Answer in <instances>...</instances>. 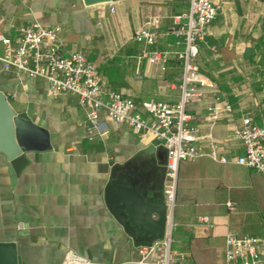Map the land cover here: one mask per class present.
Returning a JSON list of instances; mask_svg holds the SVG:
<instances>
[{"label":"crops","instance_id":"0c3cea01","mask_svg":"<svg viewBox=\"0 0 264 264\" xmlns=\"http://www.w3.org/2000/svg\"><path fill=\"white\" fill-rule=\"evenodd\" d=\"M212 2L217 14L199 43L196 64L217 84L233 113L202 122L199 129L205 151L215 143L227 162L203 156L178 165L174 236L187 264H223L224 238L230 233L264 236V175L234 162L243 147L232 135L244 115L264 125V0ZM187 7L188 0L91 5L84 0H0V36L13 39L18 27L33 22L59 26L64 53H84L97 65L108 91L136 103L175 102L181 64L171 55L161 71L148 54L174 48L173 37L164 33L170 17ZM154 18L160 21V37L146 47L133 36ZM0 91L18 115L47 130L50 144L26 152L28 162L19 173L0 152V242L14 244L16 264H61L68 250L91 264L138 259V248L145 245L137 244L110 212L106 187L114 167L119 175L128 166L131 177L155 181L159 170L153 147L159 145L103 113V133L89 139L86 111L73 95L51 97L45 81L1 66ZM209 102L208 96L195 98L189 110L202 113ZM163 180L164 175L157 182L163 186ZM132 184L120 181L114 192L125 200L140 191ZM200 216L212 225L187 226ZM159 249L156 245L152 255Z\"/></svg>","mask_w":264,"mask_h":264},{"label":"built area","instance_id":"2783aa9c","mask_svg":"<svg viewBox=\"0 0 264 264\" xmlns=\"http://www.w3.org/2000/svg\"><path fill=\"white\" fill-rule=\"evenodd\" d=\"M217 14L212 0H188L187 9L170 17L171 23L164 35L173 37V49L152 51L148 59L157 62L161 71L166 69L168 58L173 55L182 68L179 84V99L175 102H134L120 92L108 91L97 65L81 51L64 53L59 36V26H45L38 22L22 25L13 39L0 36L2 50L0 66L32 78L45 81L48 94L73 95L86 111L87 137L93 139L104 131L99 120L103 113L108 121L127 125L137 137H150L156 145L167 151L164 165L163 202L166 207V227L161 240L151 246L138 248V259L130 264H187L186 255L177 246L174 236L176 223L173 212L176 205L178 165L182 161L209 158L225 163L214 143L209 151L200 144V123H214L221 117L233 113L232 104L223 97L217 84L202 74L196 64L199 43L203 40L206 27ZM159 19L154 18L133 39L143 46L155 45L160 37L156 29ZM208 96L210 102L202 113L189 110L195 98ZM233 137L243 147V154L235 163L247 166L264 175V125L255 124L249 115L241 118L232 130ZM230 206V204H228ZM197 225L211 226L207 216H200L189 228ZM156 245L159 253L152 255ZM61 264H91L90 260L68 250ZM223 264H264V236L230 233L224 238Z\"/></svg>","mask_w":264,"mask_h":264},{"label":"water","instance_id":"95a60500","mask_svg":"<svg viewBox=\"0 0 264 264\" xmlns=\"http://www.w3.org/2000/svg\"><path fill=\"white\" fill-rule=\"evenodd\" d=\"M108 1L111 0H84L87 5ZM49 148L47 130L18 115L7 101L5 94L0 91V152L9 160L15 173H19L28 162L26 152ZM153 148L159 170L158 178L153 182H148L145 178L143 180L133 176L132 178L130 173H127L128 166L122 168L126 172L122 176L119 175V168L114 167L111 171V181L106 187L105 197L108 209L124 230L137 244L145 246H151L154 241L163 238L167 222L162 185L157 182L159 177L164 175L167 151L162 145ZM120 181L124 186L129 181L133 183L132 186L138 184L140 191L135 190V194L125 200L119 198L114 188ZM0 264H16L13 243L0 242Z\"/></svg>","mask_w":264,"mask_h":264},{"label":"flooded vegetation","instance_id":"af4514ba","mask_svg":"<svg viewBox=\"0 0 264 264\" xmlns=\"http://www.w3.org/2000/svg\"><path fill=\"white\" fill-rule=\"evenodd\" d=\"M163 183H164V180H163ZM162 188H163V186H162Z\"/></svg>","mask_w":264,"mask_h":264}]
</instances>
